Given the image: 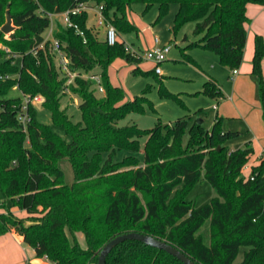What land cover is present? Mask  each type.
I'll list each match as a JSON object with an SVG mask.
<instances>
[{
	"label": "trees",
	"instance_id": "1",
	"mask_svg": "<svg viewBox=\"0 0 264 264\" xmlns=\"http://www.w3.org/2000/svg\"><path fill=\"white\" fill-rule=\"evenodd\" d=\"M79 1L100 7L105 21L121 34L136 28L128 17L133 4L157 5L158 21L172 4H178L174 33L195 22L193 33L198 39L190 46L216 52L220 63L230 69L243 63L250 21L247 5L264 4V0H0V191L5 198L0 203V237L14 230L38 257L55 264H97L108 241L131 231L165 240L197 264H264V159L252 168L254 179L243 175L254 149L246 145L232 150L226 145L242 132L224 130V117H216L209 130L203 121L189 125L188 118L171 126L158 122L147 130L118 127L119 120L131 112L144 113V103L152 102L145 96L124 102V89L109 78L110 66L119 57L130 63L142 58L127 51L124 40L109 45L97 32L98 25L90 24L88 10L71 15L83 34L60 22L54 32L70 60V70L77 73L73 83L68 84L69 76L59 69L52 42H44L51 25L46 13L65 11ZM8 6L16 29L6 38L1 27ZM263 58L264 37L257 35L253 70L260 78L264 110ZM89 73L101 75L104 95L98 97L96 82L83 77ZM15 87L32 99L42 97L53 123L70 140L40 121L30 102L24 110L23 97H9ZM67 88L81 99L79 122L61 109ZM203 92L212 98L224 96L214 77L204 82ZM25 114L29 120L23 123L20 117ZM184 133L189 144L204 139L215 150L179 153ZM141 136H148L144 164L121 171L137 163L127 158L114 161L116 152L140 151ZM63 159L74 169L71 184L59 165ZM202 178L216 196L196 207L187 196ZM13 207L27 216L17 215ZM204 226L209 228L208 239L201 232ZM78 233L84 235L86 248L80 245ZM242 247L248 249L236 263ZM106 264L184 263L157 247L126 240L110 252Z\"/></svg>",
	"mask_w": 264,
	"mask_h": 264
},
{
	"label": "rangeland",
	"instance_id": "2",
	"mask_svg": "<svg viewBox=\"0 0 264 264\" xmlns=\"http://www.w3.org/2000/svg\"><path fill=\"white\" fill-rule=\"evenodd\" d=\"M177 10L178 4H172L169 13L158 21L159 8L157 5L148 8L145 3H135L129 10L128 17L136 28L122 34L114 24L105 21L107 25L111 24L118 30L121 35L120 39L126 41L130 47L127 48V51L142 58L138 63L127 62L121 57L115 59L109 69L110 80L114 85L124 89V102L137 96H145L153 103H144L146 106L144 113L131 112L119 120L117 126L136 125L140 129L147 130L155 127L158 122H161L163 126H171L173 122L180 118H188L190 119L189 125H192L195 120L203 121V126L209 130L212 128L216 116L226 117L228 114L229 116L223 120V129L240 130L242 134L238 138L228 140L226 145L232 150L243 147L247 141L254 137L253 130L258 129L260 121V116L256 117V109H258V106L260 107L261 102V82L259 76L253 70L254 56L251 59V71L247 74L250 80L249 89L244 95L239 96L235 103L231 97L233 78L229 77L232 75V69L230 70L220 63L219 55L216 52L201 46H190L191 42L198 39L193 33L195 22L187 23L181 30L174 33L173 26ZM89 14L90 24H98V11L91 9ZM97 32L100 37H104L105 27L97 26ZM48 34L49 29L44 32V35ZM9 36V34H6V38H9ZM156 37L160 38L162 44L172 45L166 60L159 65L162 70L161 74L151 72L155 69L157 63L145 57V52L154 47ZM1 46L6 49V52H9L5 45L1 44ZM16 62L20 64V58H17ZM243 63L239 67L240 70L243 69ZM207 73L219 79L223 85L226 98H212L203 92ZM262 76L264 80V58L262 61ZM229 88L231 89L230 92ZM96 95L100 97L104 95V92L96 91ZM8 96H21L24 102L28 97L21 93L17 87ZM41 98L36 96L30 102L35 107L39 120L51 125L64 140L69 141L70 137L65 130L53 123L51 113L43 107ZM80 103V97L67 88L66 93L61 98V109H67L68 117L74 122H79L82 120ZM249 123H252V131ZM163 132L165 133V131ZM147 138L148 136L138 138L141 147L138 152L126 149L116 152L114 161H122L127 158V161L137 163L128 164L121 171L144 164V147ZM201 149L215 150V147H210L204 139H201L198 143L189 144V135L184 133L179 153ZM104 157H107V154H104ZM59 165L66 174V182L71 184L75 180L72 164L67 159H63L59 162ZM214 196H216V190L205 178H202L188 194L187 199L193 201L196 207H201L209 203ZM4 199V195L0 191V203ZM17 215L25 217L27 212L19 208ZM201 232L208 239V226H204ZM77 236L80 245L86 248L87 242L84 235L78 233ZM247 249V247L241 248L236 263L243 259L244 252Z\"/></svg>",
	"mask_w": 264,
	"mask_h": 264
},
{
	"label": "crops",
	"instance_id": "3",
	"mask_svg": "<svg viewBox=\"0 0 264 264\" xmlns=\"http://www.w3.org/2000/svg\"><path fill=\"white\" fill-rule=\"evenodd\" d=\"M247 15L250 18V21L246 24L248 36L245 47V53H244L245 60L243 63V69L240 70L239 68L238 73L236 74L233 73V69H232V75L229 76L233 78V83H231L233 85L231 97L233 98V102L235 103H236V99H238L239 96L244 95L245 92L248 91L249 89L250 80L247 77V74H249V72L251 71V66H252L251 59L255 54V38L257 35H262L264 37V5L249 3L247 5ZM209 77L216 78L214 75L207 73V79H209ZM216 79L219 81L218 78ZM220 84L224 92V96L222 98H226L223 85L221 82ZM230 90L231 89L229 88V92ZM228 116L229 115L227 114L226 117ZM259 116H260V121L257 130H253L252 123H249V127H252L250 128L251 131L253 130L254 132V137L250 141H247L246 144L243 146L245 147L246 145H250L254 149V152L250 155L247 164L242 169L243 174L246 178L250 177L252 168L254 166L259 165L261 161L264 159V110H263L262 102H260V107L258 106V109H256V117L258 118ZM221 117H224V120L226 119L225 116H221ZM233 131H240V130H233ZM12 209L17 214L19 207H13ZM0 264H55V263L50 261L46 257H38L36 255L35 249L29 244H27L21 235H19L17 232L12 230L11 232L0 237Z\"/></svg>",
	"mask_w": 264,
	"mask_h": 264
},
{
	"label": "built area",
	"instance_id": "4",
	"mask_svg": "<svg viewBox=\"0 0 264 264\" xmlns=\"http://www.w3.org/2000/svg\"><path fill=\"white\" fill-rule=\"evenodd\" d=\"M91 9H96L99 13V18H98V26H104L105 27V40L107 41V43L109 45H115L116 43H118L119 41H121L120 39V34L118 32V30L111 24L107 25L105 23V18L103 16L102 10L100 7H94L92 6L91 2H87V1H79L77 2V4L65 11L62 12H48L46 13V15L50 18L51 20V25L48 28L49 29V34L48 35H44L45 37V41H51L52 42V49L53 52L55 53V60L57 62V65L59 66V69L66 74L67 76H69V80H68V84L73 83L74 78L77 76V73H74L70 70V60L67 57V54L65 53V51L62 48L61 42L55 37L54 32L57 26V23L60 22L65 26H74L80 33L83 34L82 31L79 30V27L74 24L71 20V15L74 14H80L85 10H91ZM56 26H55V25ZM55 26V27H54ZM125 42V47L126 49L129 47ZM43 45V44H42ZM130 48V47H129ZM172 49V45L171 44H162L161 40L159 37L155 38V45L153 48L149 49L148 51L145 52V57L147 59H151L153 61H155L157 63V66L155 67V72L156 73H161L162 70L160 68V63L164 60H166L168 54L170 53ZM233 73L236 74L238 73V69H233ZM8 77V76H6ZM84 78H90L93 79L96 82V86L98 91L101 92H105V89L102 85V79H101V75L99 74H93V73H89V74H83ZM2 78V77H1ZM40 98V97H39ZM42 99V98H41ZM43 100V99H42ZM32 101L31 97H27L26 101L24 102L25 105L23 107L24 110L27 109V104L29 102ZM216 108V106H215ZM21 121L23 123H26L29 119L27 117V115H22L20 117ZM251 176V175H250ZM251 179H254V176H251Z\"/></svg>",
	"mask_w": 264,
	"mask_h": 264
},
{
	"label": "water",
	"instance_id": "5",
	"mask_svg": "<svg viewBox=\"0 0 264 264\" xmlns=\"http://www.w3.org/2000/svg\"><path fill=\"white\" fill-rule=\"evenodd\" d=\"M16 29V26L13 22V16L10 12V6L7 8L6 12V23L1 27V30L5 34H11ZM126 240H138L141 242H144L146 244H149L151 246L157 247L159 249H162L166 251L167 253L175 256L180 261H182L184 264H197L189 255L181 251L176 246L172 245L171 243L162 240L160 238H156L150 234L140 233L136 231H131L128 233L120 234L108 241L103 248L101 249L99 253V258L97 264H106V260L110 252L118 246L120 243L126 241Z\"/></svg>",
	"mask_w": 264,
	"mask_h": 264
}]
</instances>
